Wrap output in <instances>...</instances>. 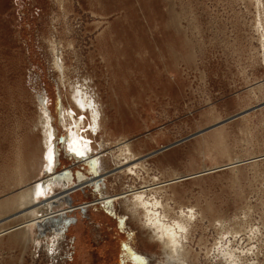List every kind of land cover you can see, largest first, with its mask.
Here are the masks:
<instances>
[{"label": "rangeland", "instance_id": "374dc122", "mask_svg": "<svg viewBox=\"0 0 264 264\" xmlns=\"http://www.w3.org/2000/svg\"><path fill=\"white\" fill-rule=\"evenodd\" d=\"M62 105L103 169L123 139L145 159L98 179L66 153ZM46 178L64 213L33 226L18 195ZM137 193L183 226L176 264H264V0H0V264H169Z\"/></svg>", "mask_w": 264, "mask_h": 264}, {"label": "bare ground", "instance_id": "6f19581e", "mask_svg": "<svg viewBox=\"0 0 264 264\" xmlns=\"http://www.w3.org/2000/svg\"><path fill=\"white\" fill-rule=\"evenodd\" d=\"M73 100L77 104V106H79V108L83 110L87 108L88 106L91 107V103L83 95H81L78 92L77 93L75 92L73 94ZM41 106H42L41 107V110H42L41 118L46 128L45 130L46 137H45L44 143L46 144L47 150L45 151L46 154L44 155H46L45 160H46L47 165H46L45 170L52 171L53 173L54 171L53 166L58 160V148H57L58 141L56 140L57 129L53 124V116L50 113V111L47 109L45 105L43 106L41 104ZM64 108L65 107H63V105L60 107V110H61L60 115L62 119L61 121L64 122L66 125V122H65L66 118L71 120L70 127H68L67 129L68 133L63 138V145L66 150V153L67 152L70 153L76 159L80 158L82 160L83 159L92 160L93 168L95 169V175L96 177H98V179H101L103 177L107 178V176L115 175L119 173V171L121 172L124 168H127L129 171H131V167L133 166L132 165L133 163L137 161L141 162L143 159H145L146 156H143V157L135 156L134 153L131 152V148L129 145L130 140L123 139V140H119V142L116 144H117V147L120 148V151H126L128 153V154H124L126 156L127 155L129 156V157L127 156L128 158L126 159V162L121 163L119 166L111 170H105V168L103 169L102 161L100 159L101 155H96L98 153L92 148V145H91L92 141H89V139L85 138V136H83L82 134L83 132H81L82 131L81 126L83 125V122H82L83 119L77 120L76 114H75L76 111L72 109L65 110ZM93 111H92L93 113L92 119L94 118V121H93L94 123H93V126L90 127L91 128L90 130H96L98 126V121H97V118L99 116L97 115L98 111L96 113H94ZM121 156H123V154ZM96 177H94L93 179H86V181H81L80 184H77L74 187L69 188L70 190L69 192L75 191L82 185L87 186L89 184H94V181L97 180ZM52 183H53V180L51 178L42 179L39 182L37 187L30 189V190H26L21 195H18V199L21 202V206L22 207L26 206V210H24V213L30 212L35 217V220H34L35 224H33V226L34 225L38 226L39 222H42L46 220L45 218H47L48 216H51V215H48V216L46 215L47 214L46 210L51 209L50 204L54 202L53 200H57L58 198L66 194V191H63L59 194L58 193L55 194L56 196L48 195L47 191L50 190V186L52 185ZM40 195L44 197L42 200H38V197ZM132 197H133L132 200L131 199L127 200V202H130V204L129 203L128 204L131 205L130 210L131 208L132 210H135V211H138L140 208L143 209L142 211H143V216L145 219L144 220L145 225L148 224L150 228L153 229L155 238L158 239L163 244L166 258L168 259V263L169 264H176V262L181 263L182 246L180 244L181 240L179 241L180 238L178 236L179 232L177 231V228L181 229L183 228V226L179 224V222L177 221L173 222L174 225H172V223L166 222L164 218L166 217L165 213L164 214L159 213L155 209L156 205L159 204L158 201L151 202L149 198H144V195L140 193H137ZM44 215H45V218H44Z\"/></svg>", "mask_w": 264, "mask_h": 264}, {"label": "water", "instance_id": "95a60500", "mask_svg": "<svg viewBox=\"0 0 264 264\" xmlns=\"http://www.w3.org/2000/svg\"><path fill=\"white\" fill-rule=\"evenodd\" d=\"M62 213H64V212H63V211H58L55 215H59V216H60V214H62ZM55 215L48 216V217L45 218V219L51 218V217H53V216H55ZM54 220L58 221L57 219H53V221H54Z\"/></svg>", "mask_w": 264, "mask_h": 264}, {"label": "crops", "instance_id": "0c3cea01", "mask_svg": "<svg viewBox=\"0 0 264 264\" xmlns=\"http://www.w3.org/2000/svg\"><path fill=\"white\" fill-rule=\"evenodd\" d=\"M49 229H50V227H49ZM54 229H56V228H54ZM46 232H48L49 230H45ZM55 231V230H54Z\"/></svg>", "mask_w": 264, "mask_h": 264}, {"label": "flooded vegetation", "instance_id": "af4514ba", "mask_svg": "<svg viewBox=\"0 0 264 264\" xmlns=\"http://www.w3.org/2000/svg\"><path fill=\"white\" fill-rule=\"evenodd\" d=\"M55 224V223H54ZM54 224H52V225H54Z\"/></svg>", "mask_w": 264, "mask_h": 264}]
</instances>
